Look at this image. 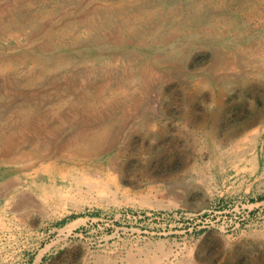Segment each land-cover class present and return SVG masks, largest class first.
I'll return each instance as SVG.
<instances>
[{
    "label": "rangeland",
    "instance_id": "374dc122",
    "mask_svg": "<svg viewBox=\"0 0 264 264\" xmlns=\"http://www.w3.org/2000/svg\"><path fill=\"white\" fill-rule=\"evenodd\" d=\"M263 69L264 0H0V264H263Z\"/></svg>",
    "mask_w": 264,
    "mask_h": 264
},
{
    "label": "bare ground",
    "instance_id": "6f19581e",
    "mask_svg": "<svg viewBox=\"0 0 264 264\" xmlns=\"http://www.w3.org/2000/svg\"><path fill=\"white\" fill-rule=\"evenodd\" d=\"M187 22V21H186ZM218 25V24H217ZM203 30V29H202ZM201 30V31H202ZM199 32V31H198ZM192 33V32H191ZM191 35V34H190ZM197 35V34H196ZM198 36V35H197ZM206 36V35H205ZM219 37V36H218ZM257 67V66H256ZM258 68V67H257ZM260 66L259 69H256V71H254L251 75L247 74V75H243L241 76V81L243 85H248V83L251 82H257L260 84V81L263 79V77L260 76ZM264 70V69H263ZM249 75V76H248ZM264 81V80H263ZM239 82V81H238ZM202 89V85L197 84V85H193L191 86V88H187L185 95L188 97L194 96L195 94H197L200 90ZM224 94V91L222 89H219V91H217V93L213 94V105H215V107L217 108L216 111L210 113V111H207L206 114L208 115V118L210 120H207V116L205 117V119L200 120L196 123L193 124L194 128L199 131L202 132L204 135H206L209 139V141L211 142V144H214V139L217 136L216 134L218 133V122H217V117L219 115V110L222 108V96ZM186 99V98H185ZM254 110L256 111V113L259 115L260 118V108H256L254 105ZM206 108V107H205ZM224 109V108H223ZM189 111V110H188ZM205 112V111H204ZM210 114V116H209ZM202 118V117H201ZM204 118V117H203ZM256 120V119H255ZM144 125H146L148 128L152 129L151 127H153V129L151 130L152 132H160L162 135H165L167 133L170 132L172 127H178L181 126L178 123H172V122H164V121H154V122H145ZM190 122L186 121L184 122L183 128H187L189 127ZM125 122H118V125H114L113 127H115V129H121L124 128ZM243 126V125H242ZM248 126H251L248 125ZM56 129L61 128L59 125L57 127H55ZM111 128V127H110ZM41 129V128H40ZM54 129V130H56ZM109 130V127L107 128ZM112 129V128H111ZM191 129V128H190ZM247 129V128H246ZM106 130V131H108ZM118 131V130H117ZM195 131V130H194ZM150 131L146 132V135H149ZM197 134V133H196ZM200 134V133H199ZM154 136V135H153ZM216 141V140H215ZM64 144V143H63ZM67 144V143H66ZM61 146V145H60ZM79 146V148L81 147V144L76 145ZM10 149H14L16 147L15 144L11 145L10 144ZM59 147V146H58ZM57 147V148H58ZM20 148L24 150V154L25 157L24 160L25 162H27L25 165L21 166L18 168V171L20 173H23L24 175H26V177L28 175H32L31 172L33 174H35L36 180L40 181L41 183H37V182H32L30 183V188L32 191L36 192V193H40L43 194V188H42V181L47 179H50V172L52 171V169L54 167H56V165L60 162L61 159L66 160L67 156L62 154L65 151H68L69 148H72L71 145L68 146H63L60 148L61 151H58V155L54 156L52 153L53 148H51L49 146V144L47 142H45L44 145H42L40 143V141H31L28 143V145L25 144H21ZM56 148V149H57ZM150 148V147H149ZM19 149V148H18ZM17 149V150H18ZM10 150V151H11ZM15 150V149H14ZM16 150V151H17ZM23 152V151H22ZM55 152H57L55 150ZM21 154V153H20ZM19 154V155H20ZM69 154V153H68ZM67 154V155H68ZM18 155V154H17ZM18 155V156H19ZM16 157V156H14ZM69 159H71V156H68ZM14 159V158H11ZM17 162V161H16ZM19 162V161H18ZM24 162V163H25ZM16 168V167H15ZM28 173V174H25ZM30 173V174H29ZM32 177V176H31ZM29 180V179H28ZM29 182V181H28ZM10 183V182H9ZM7 184V183H6ZM6 186V185H5ZM8 186V185H7ZM27 186V185H26ZM28 187V186H27ZM34 195V193H33ZM4 230V229H3ZM261 261V260H260ZM263 262V261H262ZM264 264V263H263Z\"/></svg>",
    "mask_w": 264,
    "mask_h": 264
}]
</instances>
